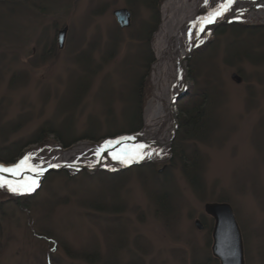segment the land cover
Wrapping results in <instances>:
<instances>
[{"label":"rangeland","instance_id":"374dc122","mask_svg":"<svg viewBox=\"0 0 264 264\" xmlns=\"http://www.w3.org/2000/svg\"><path fill=\"white\" fill-rule=\"evenodd\" d=\"M163 1L155 20L147 0H0V149L29 142L18 162L46 146L139 132ZM122 8L131 13L124 28L113 15ZM207 13L200 5L197 15ZM186 67L177 131L190 88L211 94L208 136L177 140L182 154L200 157L198 184L187 181L174 137L150 162L49 172L26 206L8 201L26 195L0 187V264H210V202L231 206L244 264H264V14L216 26ZM42 135L43 144H31Z\"/></svg>","mask_w":264,"mask_h":264},{"label":"bare ground","instance_id":"6f19581e","mask_svg":"<svg viewBox=\"0 0 264 264\" xmlns=\"http://www.w3.org/2000/svg\"><path fill=\"white\" fill-rule=\"evenodd\" d=\"M236 2V1H235ZM234 5L225 4V0H164L162 4V20L159 29L154 35L155 61L151 68L152 96L148 100L144 125L140 132L131 136H124L109 143L98 146L79 144L67 151H62L57 145L46 146L29 153L15 164L9 165L11 171L7 174L13 179L21 178L26 171L42 169L51 162L68 161L74 163L101 162L107 167H117L130 160H144L156 155L167 154L168 147L161 148L171 133L168 104L170 96L183 84L184 75L179 65V57L183 48L197 39L206 26L209 13L211 21H216L221 14L224 16L235 14V10L246 9L254 3L264 6V0H241ZM207 3L208 13L198 16L200 5ZM233 4V3H232ZM224 11V12H223ZM255 10H252V12ZM264 12V11H263ZM217 13H220L217 14ZM216 17V18H215ZM188 90V89H187ZM185 91V93L187 92ZM115 145L117 148L102 154L106 146ZM147 145V146H145ZM132 146L133 151L125 150ZM140 146V147H139ZM161 148V149H160ZM23 161V163H21ZM16 167H13V166ZM21 187L30 189L33 179H26ZM4 188L10 190L9 183L0 181ZM20 185V184H19ZM11 186V185H10ZM13 188V186H11Z\"/></svg>","mask_w":264,"mask_h":264},{"label":"water","instance_id":"95a60500","mask_svg":"<svg viewBox=\"0 0 264 264\" xmlns=\"http://www.w3.org/2000/svg\"><path fill=\"white\" fill-rule=\"evenodd\" d=\"M239 2L241 0H234V2ZM233 4L231 5H234ZM235 2V3H236ZM252 10H255L252 12ZM235 14H231L228 16H224L225 12L221 14V18L218 17L216 21H211L210 13L208 19L206 21V26L199 34V37L192 42H190L185 48H183L181 56L179 57V65L183 70L184 75V82L180 86L177 87V90L170 96L169 104H168V112L170 118V125H171V133L163 145H160L161 148L165 147V145L169 148L171 143L174 140L175 133L177 131V102L179 99L185 94V91L188 88L189 79L187 75V67H186V60L191 55L192 51L197 48L198 46L202 45L204 42L208 40L210 35L212 34L214 28L219 24L223 23H231V22H241L246 20L249 17H256L259 14H264V6L259 2L258 4L254 3L253 5L248 6L246 9L242 10H235ZM130 11L126 8L117 9L113 12V15L119 25L120 28H124L129 25L130 23ZM220 15V14H219ZM216 18V17H215ZM67 28L64 27L58 31L57 34V43L58 47L61 48L63 46V42L65 39ZM142 129V128H141ZM140 132V131H139ZM138 133V132H135ZM135 133L126 134L123 136H119L116 138H107L102 142H93V141H83L80 143L73 144L66 149H62V151H67L79 144L89 145V146H98L104 141H113L120 137L124 136H131ZM58 146V145H57ZM147 146V145H145ZM163 146V147H162ZM140 147V146H139ZM117 148L115 145L106 146L102 149L101 153L105 154L107 152H111L113 149ZM160 148V149H161ZM125 150L133 151V147L130 146L125 148ZM160 151H156V155L144 159V160H130L129 162H124V164L111 168L104 166L101 162H89V163H74L68 161H58V162H51L49 165L42 169H34L32 172L26 171L22 174L21 178L13 179L12 176L7 174L8 172L0 171V181H4L9 183V185L13 186V188L17 189L16 191H12L17 196L20 195H30L32 194L40 185L43 177L49 172H56L60 170H70L72 172H77L81 170L87 171H95L98 169L104 170H121L126 167L132 165H139L142 163L150 162L152 160L161 158L157 157ZM3 165L4 167H8L9 165ZM33 179V186L29 189H26L24 186L21 187L26 181V179ZM20 184V185H19ZM3 187V186H2ZM4 188V187H3ZM11 191V190H9ZM204 212L209 215L213 219V225L211 228V254L212 256L219 262V264H244V257H243V243L241 232L239 226L236 222L234 217L233 211L231 206L226 202H210L204 205ZM195 225L201 229L202 226L199 220H195Z\"/></svg>","mask_w":264,"mask_h":264},{"label":"trees","instance_id":"16d2710c","mask_svg":"<svg viewBox=\"0 0 264 264\" xmlns=\"http://www.w3.org/2000/svg\"><path fill=\"white\" fill-rule=\"evenodd\" d=\"M162 0H147V4L151 7L153 14L155 16V20L158 18V7ZM237 29H256L254 26H245L244 24H233ZM150 57L149 55H147ZM150 59V58H149ZM190 79L195 81L194 75L190 74ZM194 87H192L193 89ZM190 88V92L186 98V102H183L179 106V114H178V131L176 133V140L174 141L173 152L179 156L180 159L184 160L182 162L181 169L191 186H195L199 181V168H200V157L195 153V150H192L186 156L182 154L184 152L183 147L178 148L177 140H193V141H202L206 136H208V132H210L211 124H210V98L211 94L208 89L205 87L203 90L194 89L192 91ZM181 103V102H180ZM139 119L136 120V124L134 127L137 131L140 128ZM46 135H42L41 138L34 140L31 144L41 145L44 143L43 139ZM29 145V142L26 145H15L10 144L8 146H4L0 149V161L5 164L14 163L18 158H20L24 152L26 151V146ZM64 145H68L65 143ZM25 148V149H24ZM100 174L102 172H99ZM106 175H111L106 173ZM113 175V174H112ZM8 198L9 203L15 204L17 206L27 204L28 196L25 197H14L13 195H9ZM6 204V203H5ZM157 205L160 207V210L163 212L168 211V201L163 198L157 199ZM86 260L88 262H93L92 259H89V255L86 254ZM209 262L216 263L217 261L213 258L208 259ZM210 262V264H212Z\"/></svg>","mask_w":264,"mask_h":264},{"label":"snow or ice","instance_id":"6c2138e0","mask_svg":"<svg viewBox=\"0 0 264 264\" xmlns=\"http://www.w3.org/2000/svg\"><path fill=\"white\" fill-rule=\"evenodd\" d=\"M233 2H234V0H225V4L226 5L232 4ZM217 14H220V13H217ZM105 143H109V142L106 141ZM25 159H27V157H25ZM21 163H23V161ZM13 167H16V166L14 165ZM0 171L8 172V171H11V169L10 168H6L3 165H0ZM2 186H4V184L0 183V187H2ZM9 188H10L11 191H16L17 190L15 188H12L10 185H9ZM29 190H31V189H29Z\"/></svg>","mask_w":264,"mask_h":264}]
</instances>
